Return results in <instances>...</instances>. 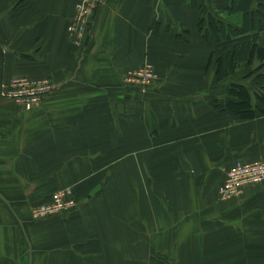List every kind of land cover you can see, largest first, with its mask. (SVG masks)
Masks as SVG:
<instances>
[{
  "label": "crops",
  "instance_id": "obj_1",
  "mask_svg": "<svg viewBox=\"0 0 264 264\" xmlns=\"http://www.w3.org/2000/svg\"><path fill=\"white\" fill-rule=\"evenodd\" d=\"M231 0H101L84 50L75 0H0V264H264V185L221 201L235 163L264 160V116L219 117L208 14L239 27ZM264 48V31L261 36ZM151 65L146 90L126 85ZM14 78L51 80L39 107L6 99ZM72 188L77 207L33 220Z\"/></svg>",
  "mask_w": 264,
  "mask_h": 264
},
{
  "label": "trees",
  "instance_id": "obj_2",
  "mask_svg": "<svg viewBox=\"0 0 264 264\" xmlns=\"http://www.w3.org/2000/svg\"><path fill=\"white\" fill-rule=\"evenodd\" d=\"M224 11L228 15L242 14L241 25L234 27L210 14L197 21L201 40L208 41L211 35L214 38L208 62H214L217 82L224 81L229 72L250 69L244 79H253L254 90L232 83L228 87L231 100L215 101L214 109L219 117L252 120L258 114L264 116V48L260 42L264 0H231Z\"/></svg>",
  "mask_w": 264,
  "mask_h": 264
},
{
  "label": "built area",
  "instance_id": "obj_3",
  "mask_svg": "<svg viewBox=\"0 0 264 264\" xmlns=\"http://www.w3.org/2000/svg\"><path fill=\"white\" fill-rule=\"evenodd\" d=\"M74 14L69 21L68 39L71 45L80 46L84 50L86 42L90 38V29L93 17L101 0H75ZM157 79V75L150 65H144L135 72H129L125 81L137 86L140 90H146ZM48 81L30 82L28 80L16 79L11 82L8 96L12 99L18 98V102L26 109L34 105L51 90ZM10 99V98H9ZM264 182V161L260 163L242 165L236 164L228 174L225 184L220 188L223 198L237 195L249 185ZM68 204H64L59 196H55L51 205H42L33 212L35 218L43 217L60 212Z\"/></svg>",
  "mask_w": 264,
  "mask_h": 264
},
{
  "label": "bare ground",
  "instance_id": "obj_4",
  "mask_svg": "<svg viewBox=\"0 0 264 264\" xmlns=\"http://www.w3.org/2000/svg\"><path fill=\"white\" fill-rule=\"evenodd\" d=\"M76 3V2H75ZM74 7H75V5H74ZM149 65V64H148ZM151 66V65H150ZM154 69V68H153ZM137 71V70H136ZM155 71V70H154ZM135 72V71H134ZM125 78H126V76L124 77V79H123V81H124V83L126 84V85H131V84H129V83H127L126 81H125ZM16 79H23V80H28V79H25V78H14V79H12V81L13 80H16ZM11 81V82H12ZM28 81H30V82H41V81H48L49 83H50V85L52 86V85H54V83L51 81V80H49V79H40V80H28ZM11 82H10V84L8 85V87H7V91H6V94H7V92H8V89L10 88V85H11ZM131 86H134V85H131ZM135 87H137V86H135ZM149 87V86H148ZM147 87V88H148ZM54 88H51V90L45 95V97L44 98H42L41 100H40V102H38V103H36V104H34V105H31L30 106V108H28V109H26V108H24L23 106H22V108H20L21 110H23V111H30V110H32L33 108H35V107H39L42 103H43V101L45 100V98H46V96L53 90ZM14 101H15V104L17 105V106H19L18 104H20L19 102H18V98L16 97V99H14ZM264 160H261V161H256V162H252V163H246V164H244V163H235L233 166H231L229 169H228V171H227V173H226V176H225V178H224V181H223V183L220 185V187L218 188V196H219V199L221 200V201H227V200H231V199H235V198H239L241 195H243V193L245 192V190L248 188V187H254V186H259V185H264V182H262V183H260V184H255V185H249V186H246V187H244L241 191H240V193H238L237 195H234V196H231V197H229V198H223L222 197V195L220 194V188L225 184V181H226V179H227V174H228V172H229V170L232 168V167H234L236 164H242V165H248V164H254V163H260V162H263ZM56 196V195H55ZM54 196V197H55ZM54 197H53V199H54ZM52 203H53V201H52ZM52 203H50V204H45V205H51ZM42 206V205H41ZM67 208H74V204L73 203H68V206L65 208V209H63V210H61L60 212H58V213H55V214H51V215H46V216H43V217H39V218H35L34 216H33V212L34 211H30V215H31V218L33 219V220H44V219H47V218H50V217H53V216H57V215H61V214H63L64 212L63 211H65Z\"/></svg>",
  "mask_w": 264,
  "mask_h": 264
},
{
  "label": "rangeland",
  "instance_id": "obj_5",
  "mask_svg": "<svg viewBox=\"0 0 264 264\" xmlns=\"http://www.w3.org/2000/svg\"><path fill=\"white\" fill-rule=\"evenodd\" d=\"M156 82H159V78L156 79L151 85H153ZM151 85H149V87ZM52 88H55V85H52ZM3 94H4V96H5L6 99L10 98L11 101H13L15 103L14 99H12L10 96H8V94H6L5 92ZM18 105H19L18 107L22 108V104H18ZM55 195L59 196L62 199V201H63L64 204H68V203H73L74 204V208H72V209L71 208H67L65 211H63L64 213H68V212L74 210L77 207V202L75 200L74 191L72 190V188L69 187V188H64V189L57 190V191L51 193L47 198L42 199L41 202H39L36 205H34L31 208V211H35L41 205H45V204L52 203L53 197Z\"/></svg>",
  "mask_w": 264,
  "mask_h": 264
}]
</instances>
